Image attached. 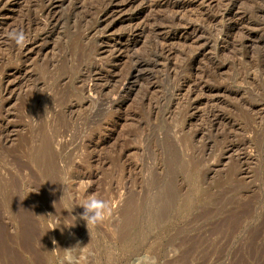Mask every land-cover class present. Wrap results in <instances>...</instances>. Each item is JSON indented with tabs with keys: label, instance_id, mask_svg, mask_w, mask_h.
<instances>
[{
	"label": "rangeland",
	"instance_id": "374dc122",
	"mask_svg": "<svg viewBox=\"0 0 264 264\" xmlns=\"http://www.w3.org/2000/svg\"><path fill=\"white\" fill-rule=\"evenodd\" d=\"M106 1L0 0V264H264V0Z\"/></svg>",
	"mask_w": 264,
	"mask_h": 264
},
{
	"label": "bare ground",
	"instance_id": "6f19581e",
	"mask_svg": "<svg viewBox=\"0 0 264 264\" xmlns=\"http://www.w3.org/2000/svg\"><path fill=\"white\" fill-rule=\"evenodd\" d=\"M45 1V0H44ZM68 1H70V0H68ZM167 0H143V3H141L142 5L141 6H144V7H142V11H144V13L145 14H147V12H149V9L151 10V8L152 7H155V6H157V7H159V6H161L162 4V2H164V4L163 5H165V4H167L168 6H172V7H174V8H180V6H182L180 3H173L172 1H168V2H166ZM199 1H201L202 2V4H205V3H215V1L216 0H199ZM122 2H123V0H107L106 2H105V4L104 5H101V8L97 11L96 10V12H97V14H98V16H97V19H98V23H99V27H104L105 29H108L109 27H111L112 25H113V23L115 22V19H116V17H117V15L119 14V12L122 10L123 11V9H125L126 8V6H124V7H122L121 5H122ZM142 2V1H141ZM184 2V1H183ZM191 2V1H190ZM64 3H67V0H48V2H46L45 4H44V6L46 5V8H45V12L47 13V17H48V15H51L52 16V14H54V13H56V9H57V7L58 6H60V5H63ZM69 3V2H68ZM81 3V2H80ZM103 3H104V1H103ZM124 3H127L126 5H131V3H132V0H126V2H124ZM123 3V5H125ZM188 3V2H187ZM199 2H197V4H198ZM219 3V2H218ZM218 3L216 2V5L218 6ZM236 2H233V1H230L228 4V9H225V11H223L221 14H220V17L219 18H221V19H230L231 20V16L233 15V17L234 16H236V15H238L237 14V12H235L234 11V9L236 8V4H235ZM137 4V3H136ZM138 4H140V3H138ZM137 4V6H139L140 7V5H138ZM202 4H200L201 6H202ZM205 5H207V4H205ZM133 6V5H132ZM132 6H130V7H132ZM210 6V5H209ZM222 6V5H221ZM164 7V6H163ZM203 7H204V5H203ZM43 8V9H44ZM167 8V7H166ZM212 8H214V7H212ZM140 9V8H139ZM155 9V8H154ZM156 9H158V8H156ZM160 9V8H159ZM167 9H169V8H167ZM170 9H172V8H170ZM133 10H135V9H133ZM141 10V9H140ZM153 10V9H152ZM161 10V9H160ZM159 10V11H160ZM213 10V9H212ZM137 11V10H136ZM154 11V10H153ZM173 10H171V12H172ZM177 12H178V10H176ZM44 12V11H43ZM135 12V11H134ZM152 12V11H151ZM156 12V11H155ZM154 12V13H155ZM160 13V12H159ZM179 13V12H178ZM249 13V12H248ZM96 14V15H97ZM136 14V13H135ZM141 14V12H137V15L139 16ZM144 14V15H145ZM173 14V13H172ZM94 15V14H93ZM120 15V14H119ZM118 15V16H119ZM147 15H150L149 13L147 14ZM146 15V16H147ZM158 15V14H157ZM173 15H176V14H173ZM46 17V18H47ZM50 17V16H49ZM53 17H54V15L52 16V18L51 19H53ZM144 17V16H143ZM148 17H150V16H148ZM155 17V16H154ZM162 17V16H161ZM175 17V16H174ZM173 17V18H174ZM43 18V17H42ZM56 18H58V17H56ZM118 18V17H117ZM146 18V17H145ZM50 19V20H51ZM55 19V18H54ZM146 19H148V18H146ZM150 19V18H149ZM151 19H152V17H151ZM150 19V20H151ZM156 19V18H155ZM167 19V18H166ZM233 19V18H232ZM49 20V21H50ZM57 20V19H56ZM175 20V19H174ZM173 20V21H174ZM140 21H142V20H140ZM148 21V20H147ZM154 21V20H153ZM110 24H112V25H110ZM141 24H143V23H141ZM146 24H147V26H148V23L146 22ZM153 24H155L154 22H153ZM179 25V24H178ZM141 26V25H140ZM146 25H145V23H144V27H145ZM98 27V28H99ZM101 27V28H102ZM132 27V26H131ZM134 27H136V26H134ZM133 27V28H134ZM138 27V26H137ZM144 27H143V29H144ZM174 27V26H173ZM177 27V26H176ZM136 29V28H135ZM138 29V28H137ZM142 29V30H143ZM147 29V27H145V30ZM152 29V28H151ZM144 31V30H143ZM175 42V41H174ZM114 49V48H113ZM104 49H100V51H103ZM162 50H164V49H162ZM115 51V50H114ZM102 53H104V51L102 52ZM162 53V52H161ZM167 53H168V51H167ZM111 54V53H110ZM113 55V54H112ZM167 55V54H166ZM165 55V56H166ZM95 79V78H94ZM95 83V82H94ZM98 88V87H97ZM86 91L88 92V94H89V96L92 98V96H94L95 95V87H94V85L92 84V85H89V86H87L86 87ZM96 96V95H95Z\"/></svg>",
	"mask_w": 264,
	"mask_h": 264
},
{
	"label": "clouds",
	"instance_id": "9594fccd",
	"mask_svg": "<svg viewBox=\"0 0 264 264\" xmlns=\"http://www.w3.org/2000/svg\"><path fill=\"white\" fill-rule=\"evenodd\" d=\"M8 37L15 42L17 47L22 48L25 44L26 35L22 30L10 31ZM79 207L83 209V213L80 215L79 219L86 223L87 229L89 226H96L102 223L106 217L112 215L113 211V206L109 201L100 199L95 194H89L85 202ZM55 243L56 242L53 241V244ZM77 247H80L79 244L74 248L64 251L70 252ZM71 264H78L77 258H71ZM133 264H158V260L150 253H145L144 255L136 257Z\"/></svg>",
	"mask_w": 264,
	"mask_h": 264
}]
</instances>
